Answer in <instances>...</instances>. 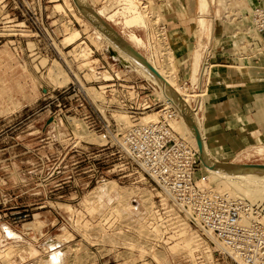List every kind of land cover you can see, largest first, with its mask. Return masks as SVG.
I'll use <instances>...</instances> for the list:
<instances>
[{
    "label": "rangeland",
    "instance_id": "374dc122",
    "mask_svg": "<svg viewBox=\"0 0 264 264\" xmlns=\"http://www.w3.org/2000/svg\"><path fill=\"white\" fill-rule=\"evenodd\" d=\"M134 2L139 11L144 9V6L138 7L136 0ZM255 3L256 0H146L147 31L131 16L126 26L125 17L130 14L124 16V11L115 15L118 18H113L114 23L109 18L107 21L99 15L105 7L101 0H0V253L8 246L14 249L9 259L0 256L3 264H58L60 260L59 264H194L193 259L186 256L187 252L170 249L176 242L160 248L151 247L142 227L147 207L143 206L141 198L152 197L149 188L112 173L114 158L109 157L110 151L104 150L105 143H92L75 135L73 120L84 123L89 115L88 109L80 106L79 88L101 92L98 86H104L75 82L78 87H72L73 75L90 80L84 64L90 66L94 60L102 66L106 60L114 72L125 75L126 81L150 74L132 61L123 62L119 53L116 56L122 60H115L106 53L107 48L112 51L114 48L91 23L85 8L98 14L130 46H133L128 40L131 34L141 39L144 44L135 49L154 65L158 58L153 52L159 41L157 38L150 40L148 35L153 33L156 37L152 17L162 16L167 24L164 35L174 53L179 82L191 78L192 67L187 75L177 56L175 58L172 38L170 40L173 30L182 31L175 35V40L184 42L183 38L188 37L193 50L200 49V54H196L193 82L204 56L203 50L232 56L225 62L231 68L217 66L208 80L202 120L191 103L188 107L194 123L198 121L196 124L200 125L199 137L195 132L192 134L196 138L193 145L201 157L199 172L207 171V176H200L215 187L217 178L211 176L212 166L264 167V101H255L253 94L254 85L264 91L260 85L264 82V67L261 70L257 64L264 59V52L255 53L250 49V44L258 38L251 21ZM114 13L110 10L111 15ZM65 26L81 33L80 40L73 45L63 44L69 31ZM79 44L99 52L93 59L84 60L75 53ZM54 64L68 76L66 85L57 86L48 77ZM229 70L233 74H229ZM216 73L225 76L216 78ZM179 82L176 87L180 86ZM212 82H244L236 95L240 104L229 102L233 97L226 96L213 101L209 96ZM62 90L68 91L57 97ZM256 131L260 135L254 134ZM95 135L107 139L105 133ZM200 146L207 148V154ZM109 182H115L118 189H108ZM233 184L235 191L230 194L234 198L264 205L262 184L257 187L254 180ZM122 190L136 191L123 205L119 203ZM5 228L14 236L6 235ZM195 232L207 243L196 251L194 258L199 264H237L203 232ZM50 241L58 242L53 251L47 247ZM30 247L39 253H34ZM56 251L64 253L53 262L52 253Z\"/></svg>",
    "mask_w": 264,
    "mask_h": 264
},
{
    "label": "built area",
    "instance_id": "2783aa9c",
    "mask_svg": "<svg viewBox=\"0 0 264 264\" xmlns=\"http://www.w3.org/2000/svg\"><path fill=\"white\" fill-rule=\"evenodd\" d=\"M136 1L139 6L146 5V0ZM101 2L121 15L128 0ZM152 18L156 38L160 42L164 39L168 44L169 40L163 37L168 30L165 20L158 14ZM251 21L258 38L250 44V49L255 53L264 52V0L254 6ZM149 49L153 51L150 46ZM87 52L88 59H93L99 51L88 48ZM106 53L115 60L120 58L109 48ZM203 54L196 80L177 81L179 89L190 95L189 103L197 115L200 114L201 120L205 107L203 96L217 67L216 52L205 49ZM87 68L90 80L73 75L72 87H78L75 82L102 83L104 86H98L101 100H94L84 87L82 90L79 88L80 106L87 108L89 113L84 118V127L88 133L107 134L103 147L110 151L109 157L114 158L113 174L120 179L133 180V184L146 186L152 193L153 205L147 209L141 225L151 247L168 246L174 242L171 237L181 232L198 237L201 248L205 247L207 243L195 232L198 230L211 242L220 244L225 255L237 264H264V205L213 192L200 185L197 178L202 165L200 153L174 130L173 122L179 119L180 108L169 96L163 95L154 75L148 73L139 80L126 81L125 75L114 72L106 60L102 66L92 60ZM67 91L62 90L57 97ZM152 113L158 119L144 123L143 118ZM119 114L130 119L129 127L118 124L114 116ZM194 259L199 264L198 259ZM0 264H3L1 260Z\"/></svg>",
    "mask_w": 264,
    "mask_h": 264
},
{
    "label": "bare ground",
    "instance_id": "6f19581e",
    "mask_svg": "<svg viewBox=\"0 0 264 264\" xmlns=\"http://www.w3.org/2000/svg\"><path fill=\"white\" fill-rule=\"evenodd\" d=\"M134 1L128 0L126 5L123 7L125 9V10L123 9V11H124L123 15L127 16L126 13L130 14L129 16L125 17L126 23H127L126 26H128V22L130 20L129 17L131 16L133 19L136 18L138 21H140L143 24V27L148 31L149 25H148L147 14H149V12L146 11L145 6L143 7L144 9H142V11H139V9L137 8L136 3ZM68 6H69V4H68ZM203 6L205 7L204 4H203ZM60 7L61 6L57 5V8L60 9ZM138 7L140 8L139 4H138ZM85 12L89 13V15H90L89 18L91 19L90 20L91 23H93L98 28V30L103 34V38L105 36L108 39L110 45L112 46V48H114L113 51L116 52V54L117 53L120 54V56L124 60L123 62H125V63L127 62L126 64H129L128 61H132L133 63L137 64L138 67H140L145 72H150L152 75H154V77L156 78V80L158 81V83L162 87L163 95L169 96L175 103L178 104V106L180 108L181 119L175 120L173 122V128L183 139H185L189 144L194 146L193 144H195L194 142H196L195 141L196 138L192 134H194V132H195V136L197 138L199 137L198 135H200V134L198 133L199 132L198 130H199L200 125L196 124V123H198L196 118H195V120L197 122L194 123V119L192 118L193 116H191L192 114L190 115V112L188 111L189 110L188 107L190 108V105H189L190 104L189 103L190 102V95L184 94L179 89V87H176L177 86L176 85L177 74H176V69L174 67V53H173V50L171 49V47L164 41V39L163 40L161 39V42L158 40L159 41L158 47L157 48L155 47L156 49L153 52L154 53L153 55H155L158 58V61H157L158 63L156 65H153V64H151L150 61H147L145 58L143 59V57L140 56V53L135 49V47H140L144 44V43L142 44L141 39H139L136 35L131 34L130 38L128 40H129V42H131V44H133V46H130L126 41L122 40L119 37V35L114 31V29L99 16V15H101L102 17H106L107 21L110 19L111 22H114L113 18H115V15L119 14L118 12L114 13V15H111L110 14V8H108V7H103V9L101 11H99V15L92 12L91 9H89V7L85 8ZM150 18L151 17H149V19ZM96 19H97V21H96ZM153 21H154V19H153ZM152 25L154 26V24H152ZM67 26H65V28ZM152 27L150 29H152ZM97 28L95 31H97ZM66 29L69 31H67L68 34L66 35V37L63 41L64 45H66V46L67 45L68 46L73 45V44H75V42L80 40L81 33L78 30L73 29V28H70V29L66 28ZM123 29L125 30L128 28L123 27ZM84 30L86 32L87 29H84ZM128 30L132 31L133 28L128 29ZM100 35H98V37ZM148 37L150 38V40H151V38L153 40L156 38L153 33L149 34ZM163 37L166 39V35H163ZM90 40L93 42V44L95 46H98L96 41L94 40V38L90 37ZM29 46L32 47V44ZM75 49L77 50L75 52V53H77L76 54L77 57L84 58V60H88V52H87L88 47L87 46L82 47V44H79V45H77V48H75ZM42 62L44 64L47 63V61H45V60H43ZM87 64L88 63L84 64V66L87 67L88 66ZM48 77L57 86L58 85L63 86V85H66L68 83V76L64 73V71L57 64H54L52 66V68L50 69ZM106 77H108V76H106ZM88 92L94 100H101L102 99V93L101 92H98L95 89H89ZM181 97H184V98L182 99ZM194 115H195V113H194ZM114 117H115L116 121L118 122V124H121L122 126L129 127L131 125L130 119L124 114L115 115ZM157 119H158L157 115L155 113H152V114H147L143 118L142 121L144 123H147V122L156 121ZM73 125H74V129H75V135H77L79 137V139L80 138L85 139L87 141H90L92 143H97L100 145L106 143V138L104 136H97L95 134L88 133L84 127V124L81 123L80 121L73 120ZM196 132H197V134H196ZM202 146H204V145H202ZM194 147L196 148V146H194ZM205 148H201V146H200V150H202L203 153H206L207 148L206 149ZM196 149H198V148H196ZM203 160H205V159H203ZM209 163H210V161H209ZM213 165H215V164H213ZM210 172L212 174L211 176H215L217 178V183L215 184V187L212 186L211 184H209L208 182H206L205 178L200 176V175H203L204 177L207 176L206 169H203L201 172H199L197 174V178H198L199 183L202 187H204L210 191H213V192L226 193V194L232 196L231 194L235 191V189H233V187H232L233 182L236 183V182H242V181H246V180H254L257 187L261 184L264 187V167L252 166V167H238V168L234 167L233 168L231 166L230 167L224 166V168H218V167L212 166V167H210ZM106 185H108V189H110V190L115 189V188L118 189L117 184L115 182H109ZM108 189L106 191H108ZM135 192L136 191H130V190L129 191L128 190L123 191L122 190V193H120V195H119L120 196L119 203L122 205L125 204L126 198L129 195H131V193L136 194ZM108 193L110 194L109 191H108ZM142 195H144V194H142ZM145 197L144 196L141 197L142 203H143V206L145 208L147 207V209H149L153 205V201L151 199V196L146 195ZM119 211L120 210L117 209L116 213H119ZM94 213H95V211H94ZM263 219H262V223L264 225ZM38 225H39V223H38ZM5 232L7 233L8 236H14V233L8 228H5ZM67 237L69 238V236H65V238H67ZM71 237H72V235L70 236V238ZM58 239H59V237H58ZM171 239H173L174 242H176V243L172 247H170V249H172L174 252H183V251L187 252L188 254L186 256H190L193 259L194 264H196L194 257L196 256V251L199 250V245H200V249H202L201 248V242H200L201 239L199 240L198 237L191 236L187 232H181L178 235H174L171 237ZM66 240H68V239H66ZM57 243H55L54 241H50V242H48L47 247L51 251H53L56 249V246L58 245ZM213 244L216 245L217 248H219L225 252V249L220 244H217V243H213ZM32 247H30V249ZM30 249H29V252H32ZM4 250L5 251L1 250L3 252L0 253V256L2 258L9 259L11 254L14 252L13 247L8 246ZM32 250L36 254L39 253L38 250L35 248H32ZM61 251L60 252L56 251V252L52 253L53 262L58 261L62 257L61 255H63L64 251L62 253H61ZM34 253H32V254H34ZM59 263H61V260H60V262H58V264ZM55 264H57V263H55Z\"/></svg>",
    "mask_w": 264,
    "mask_h": 264
},
{
    "label": "crops",
    "instance_id": "0c3cea01",
    "mask_svg": "<svg viewBox=\"0 0 264 264\" xmlns=\"http://www.w3.org/2000/svg\"><path fill=\"white\" fill-rule=\"evenodd\" d=\"M258 1H260V0H256L255 5L258 3ZM181 32H182L181 30L178 31V33H181ZM178 33H176V31H174V30L171 31V33H170V40L172 38V41H173L172 46H173L174 51H175V58L177 56L179 62L182 64V69L186 70L187 75H188V72H190V69L192 67L191 78L193 80V72H194L196 54L197 53L200 54V49L197 48L194 51L192 40L189 39L188 37H187V39L183 38L184 42H181V41L179 42L178 40H175L176 38H174V37ZM231 57L232 56H230V55L227 56L225 54H216L215 62H216V65L218 66V68L219 67L220 68H222V67L226 68V66L231 68V66L225 65L226 64L225 62L229 61L231 59ZM257 64H259V68H261V70H262L263 69L262 67H264V59L263 60L261 59V61ZM228 72H229V74H233L232 70H229ZM177 73L178 72L176 69V74ZM216 74H217L216 78H220L222 76H225L224 74L221 75L220 73H216ZM260 85L263 86V88H264V82H261ZM243 86H244V82H212L211 87H210L209 96L214 98V100L212 99L213 101L221 100L222 98L217 99V98H219V96L233 97L232 99H229V102L233 101V102H235L236 105L237 104L239 105L240 99L237 98L236 95H238L241 92V87H243ZM253 94L255 97V101H257L258 99H260L261 101H264V91L261 88L259 89L256 85H254ZM238 101H239V103H238ZM262 119H264V118H262ZM254 134L260 135V132L256 131Z\"/></svg>",
    "mask_w": 264,
    "mask_h": 264
}]
</instances>
